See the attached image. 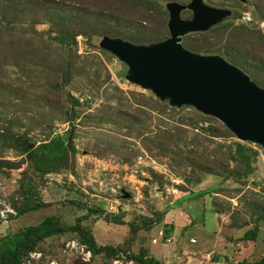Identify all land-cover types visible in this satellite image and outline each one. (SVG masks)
<instances>
[{"label": "rangeland", "instance_id": "obj_1", "mask_svg": "<svg viewBox=\"0 0 264 264\" xmlns=\"http://www.w3.org/2000/svg\"><path fill=\"white\" fill-rule=\"evenodd\" d=\"M140 1L46 0L43 4L38 0H0V213L8 216L5 220L0 217V236L37 225L47 216H56L67 226L85 216L80 224L91 231L97 245L121 243L106 246L124 247L126 253L121 254L127 256L145 249L143 240L135 232L129 233L130 223L142 225L145 217L158 220L152 227L160 226L161 218L177 205L176 197L208 191L200 195V202L195 195L198 226L176 229L180 232L177 245L190 236H206L204 232L209 229L202 224L205 218L210 228L211 218L207 214L203 218L202 211L209 209L220 225L213 230L216 238L203 245L208 251L199 263L264 264V221H256L264 217L262 148L239 142L214 117L189 106L171 107L151 91L130 83L126 64L99 48L103 36L142 45L158 42L135 43L109 31L165 40L169 36L166 3L190 2ZM202 1L229 9L232 15L206 32L183 36L185 49L199 55H218L227 62L224 51L250 63L252 59L264 62V0ZM72 9L80 12L72 14ZM181 18L190 19L191 13L184 11ZM59 24L69 32L76 25L80 33L76 46L54 40ZM18 40L33 42L37 51L17 60L10 43ZM236 40L244 43L237 44ZM216 48L223 53H215ZM257 77L264 79V73ZM151 98L160 103L159 107ZM175 126L184 130L176 140L173 137L176 144H170L167 135V150L157 148L159 134ZM225 129L229 133L225 134ZM54 137H62L69 151L67 159L45 175L34 170L27 154L11 146L14 138L40 151L39 147ZM236 143L244 147L241 154ZM246 165L253 169L247 179L224 178L228 167L243 171ZM124 192L130 195L128 199H122ZM26 197L50 206L10 219L15 215L6 210L16 213ZM69 202L98 207L105 214L124 213L125 225L105 221L99 214H89L86 207ZM256 224L255 237L249 234L250 239H244ZM73 240L77 241L73 233L48 238L34 251L38 257L27 258L29 262L24 259L23 264H111L104 254L82 262L74 250L65 248Z\"/></svg>", "mask_w": 264, "mask_h": 264}, {"label": "water", "instance_id": "obj_2", "mask_svg": "<svg viewBox=\"0 0 264 264\" xmlns=\"http://www.w3.org/2000/svg\"><path fill=\"white\" fill-rule=\"evenodd\" d=\"M165 8L169 32L165 40L142 45L103 36L99 48L126 64L130 83L151 91L171 107L189 106L214 117L239 142L257 144L264 152V88L222 57L199 55L181 45L183 36L208 31L232 11L202 0L186 5L168 2ZM184 10L192 13L190 19L181 18ZM129 197L125 192L122 195V199Z\"/></svg>", "mask_w": 264, "mask_h": 264}, {"label": "trees", "instance_id": "obj_3", "mask_svg": "<svg viewBox=\"0 0 264 264\" xmlns=\"http://www.w3.org/2000/svg\"><path fill=\"white\" fill-rule=\"evenodd\" d=\"M38 1H40V3L43 4H45L46 2V0H38ZM140 2L146 4L145 0L144 1L141 0ZM61 9L67 10L63 7H61ZM74 10L71 11L72 14H76L80 12L77 11V9L75 11ZM74 22L75 20L72 21V24ZM75 26L76 25H72V30L69 32L67 27L59 24L60 28L57 29V35L56 37H54V40L57 43L65 46H76V37L80 35V33L77 31V29H75ZM244 29L245 28H241L242 31H244ZM108 33L114 36H123L128 39L130 38L135 43H145L148 41L159 42L161 40L158 39L156 36H151V37L150 36L145 37L143 35L133 36V35H128L127 33L123 35L122 32H117V31H109ZM236 43L243 44L244 42L242 40H236ZM10 45L12 48L13 56L17 60L26 53L34 54L37 51V47L31 41L24 42L18 40V42L16 43H10ZM193 48L197 49L196 47ZM221 51H222L221 49L216 48L215 53ZM223 54L224 56L227 57L226 59L230 63L241 67L245 71H248L253 77L251 78V80H253L259 87L264 88V79L262 77L259 78L257 77L259 76V74L264 73L263 61L260 62L259 60L252 59L254 62L251 61L252 63H250V61H248L247 59H242L240 56L231 54L228 51H224ZM261 58L263 57L261 56ZM151 103L157 107H159L160 105L158 101L156 100L154 101L152 98H151ZM134 122L137 123L136 121ZM183 131L184 130L181 129V127L175 126L172 127L169 131L161 132V134H159L158 137L160 141L158 140L157 148H159L162 151L167 150L168 145H166V143L168 142V139H166V136L168 135L167 137H169L170 144L174 145L176 144L175 143L176 135L181 134V132ZM224 132L226 134L228 131L225 129ZM173 137L175 138V140L173 139ZM12 140H13L12 141L13 145L11 146H14L16 149L19 150L21 149L22 152L27 154V158L30 160L34 170L42 175L54 172L56 170L55 167L58 164V162L67 159L66 154L69 150L64 145V140L62 137H54L49 142L42 144L39 147L40 151L32 150L31 148L28 147V145L24 143H20L18 140H15L14 138H12ZM236 149L240 154L244 151V147L241 143H236ZM71 150L73 151V148ZM252 172L253 169L249 165H246L243 171L230 169L228 167L225 171L224 178L240 181L250 177L253 174ZM207 192L208 191H202L199 195L203 196ZM68 204L80 205V203H74V202H69ZM48 206H50V203L43 202L42 200L37 201V199H31L30 197L28 198L26 197L22 206L16 207V215L14 217H11L10 219L23 216L27 213L34 212ZM80 206L86 207L89 214H99L103 216L105 221L118 225L124 224L123 221L124 213L105 214L104 211L98 207H89L85 204H81ZM81 218L83 219L85 218V216ZM82 219L78 218L77 222L74 225L67 226L62 224L61 221L58 219V217L47 216L43 218V220L39 222L37 225L28 226L12 235L0 236V264H23V260L28 258L30 252L36 251L38 249L39 244L42 241L51 238L53 236L64 235L66 233L75 234L77 236V241L85 245L92 252L93 256L104 254L107 259L110 258L112 260L119 253H124V254L126 253L124 247H120V246L110 247V246L97 245L91 231L81 226L80 221ZM157 221L158 220L153 221L151 218L143 217L142 222H144V224L137 225L135 223H130L129 225L132 233H134L140 229L150 230L152 225H154ZM256 221L257 222L264 221V217L256 219ZM257 230H258V226L256 224V226L253 229L245 233L243 238L248 240L250 239L249 234H251L252 235L251 237L253 239L255 237V234L257 233ZM127 257L135 260L139 264H159L157 261H155L153 258L147 255L145 249H141L140 252L137 254L134 253L127 254ZM262 262L263 261L253 264H262Z\"/></svg>", "mask_w": 264, "mask_h": 264}, {"label": "crops", "instance_id": "obj_4", "mask_svg": "<svg viewBox=\"0 0 264 264\" xmlns=\"http://www.w3.org/2000/svg\"><path fill=\"white\" fill-rule=\"evenodd\" d=\"M201 192L202 191H192V193H189V195L184 194L176 197L179 198L178 201H176L177 205L170 208L164 218H161L162 225H156L150 230L140 229L135 232L136 237H140V240H143L145 250L146 252L148 251L147 255L153 258L159 264H163V262L164 264H200V258H202L203 255L208 251V249L204 248L203 245H205L208 240L216 238L213 230H215L216 227L218 230L219 227V222L216 217L217 215L214 214L211 210L205 209L204 211H202V217L204 218L205 214H207L211 218L210 228L205 223V218L204 223L202 222L204 229L206 228V226L209 229V231L205 229L206 233L204 232V235L206 236H204L202 239H197L193 236H190L188 241L184 239L183 242L177 245V235H179L180 232L176 231V229L184 228V230L186 231L190 227L198 226L195 221V219L197 218L195 217V213L198 209V203H196L197 201L195 200L196 196H199L198 202H200L201 197L198 194H200ZM122 225L125 224H121L119 226ZM130 232L131 230L129 229V233ZM173 243L176 244L177 247L176 245H172ZM98 244L99 246H117L121 243L104 244V242H98ZM134 247L137 246L135 245ZM166 252H169V254L164 255V253Z\"/></svg>", "mask_w": 264, "mask_h": 264}, {"label": "built area", "instance_id": "obj_5", "mask_svg": "<svg viewBox=\"0 0 264 264\" xmlns=\"http://www.w3.org/2000/svg\"><path fill=\"white\" fill-rule=\"evenodd\" d=\"M6 212H9V213L16 215V213H14L13 210L8 209V210H6ZM0 217L3 220H5V219H7L8 216H7V214H4V212H1ZM65 248L69 249V250H74L81 257L82 262H90V260L92 258V252L85 245H83V244H81L75 240L67 242L65 244ZM38 255L39 254L36 252H30L28 255V258L34 259V258H37ZM27 262H29V260H27ZM50 264H57V262L53 261V262H50ZM111 264H139V263L120 253L111 260Z\"/></svg>", "mask_w": 264, "mask_h": 264}, {"label": "flooded vegetation", "instance_id": "obj_6", "mask_svg": "<svg viewBox=\"0 0 264 264\" xmlns=\"http://www.w3.org/2000/svg\"><path fill=\"white\" fill-rule=\"evenodd\" d=\"M184 11H189V10H184ZM184 11H183V12H184ZM183 12H182V13H183ZM189 12H190V11H189ZM182 13H181V14H182ZM190 13H191V12H190ZM191 16H192V13H191Z\"/></svg>", "mask_w": 264, "mask_h": 264}]
</instances>
